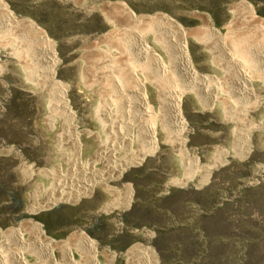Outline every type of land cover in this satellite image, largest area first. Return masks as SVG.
Segmentation results:
<instances>
[{"label": "rangeland", "instance_id": "rangeland-1", "mask_svg": "<svg viewBox=\"0 0 264 264\" xmlns=\"http://www.w3.org/2000/svg\"><path fill=\"white\" fill-rule=\"evenodd\" d=\"M115 1H121L135 16L162 15L177 24L166 20L147 21L142 26L131 23L122 19L125 17L121 14L113 16L109 4ZM244 1L251 5L252 19ZM2 2L13 15L25 18ZM15 8L32 14L28 18L50 38L58 57L53 77L64 85L66 101L62 108L61 91L58 92L61 89L45 75L47 66L35 58L30 61L36 38L24 27L13 31L0 20L1 231L21 229L23 222L36 221L42 225V236L53 244L57 243L50 237L59 241L83 231L102 245L123 251L114 264L133 263L127 256L132 246L145 248L153 264H264V97L239 103L247 106L244 109L257 107L253 117L235 115L221 120L213 114L192 112L208 104L196 95L212 88L218 92L226 88L200 74L208 66L231 64L221 48L222 40L242 66L246 55L262 56L258 47L264 44V31L251 29L243 19L247 17L250 23L258 24L259 16L263 17L259 12L264 13V0H50ZM203 18L212 21L206 25ZM115 23L131 34L116 31L113 35ZM138 34L164 59L173 76L163 75L153 61L141 55L145 46H138ZM180 39L185 40L198 79H190L179 65ZM15 52L21 53L23 59H16ZM111 58L115 63L111 64ZM135 76L146 82L147 100L157 114L156 119L144 116L139 96L133 94L140 87ZM176 90L181 91L179 103L185 131L174 126L169 101L166 102ZM124 99L132 102L127 104ZM219 103L228 106L227 102ZM158 111H164V116ZM149 127L155 130L154 148L149 147L144 136ZM129 131L134 132L136 142L131 146L139 152L136 155L145 154L122 166L114 177L103 178L106 181L100 184L115 187L119 192L111 195L98 186L92 196L79 203L74 201L87 195L98 184L97 180L71 202L36 213L27 211L32 204L33 169L40 166L42 179L38 183L50 193L57 191L58 184L74 188L81 177L89 178L82 175V169L110 173L108 154L115 152L118 158L126 157L120 151V136ZM75 133L77 143L73 140ZM247 145L249 155H242L241 149L237 159L225 158L230 150L235 148L238 153L239 147ZM127 157L134 158L130 154ZM26 166L31 168L30 172ZM57 167L65 174L69 171L68 174L58 175ZM127 180L133 183L136 198L133 214L122 215V220L100 214L106 203L113 204L123 196L120 186ZM114 221L122 223L116 235ZM24 230L31 232L29 227ZM28 257L35 262L32 255Z\"/></svg>", "mask_w": 264, "mask_h": 264}, {"label": "bare ground", "instance_id": "bare-ground-1", "mask_svg": "<svg viewBox=\"0 0 264 264\" xmlns=\"http://www.w3.org/2000/svg\"><path fill=\"white\" fill-rule=\"evenodd\" d=\"M245 3V6L247 7L248 11H249V15H251V19L254 17L253 14L251 13V5L244 1ZM108 4V3H107ZM106 4V5H107ZM104 5V4H103ZM109 8L111 9V13H113V16H117V15H120L122 17H125V18H121L122 19H128L131 23H134V24H142L143 23H148L147 21H154V20H166L168 22H172L173 24H177L175 23L174 21L170 20L169 18L165 17V16H158V15H154V16H135L134 14H132L128 9L127 7L121 2V1H115L113 3H110L109 4ZM106 12V11H105ZM108 12V13H110ZM110 15V14H109ZM108 16V15H107ZM113 17V18H115ZM119 17V16H118ZM117 17V18H118ZM119 17V18H120ZM111 18V17H110ZM116 18V19H117ZM250 18V17H249ZM0 20L6 25V27H8L9 29L11 30H16L17 28H21V27H24L25 29H27V31H29L35 38H36V42L37 44H35V49H33L32 51H34L35 53L32 54L33 57H30V61L35 58L34 60H37V62L39 64H42L44 66H47V71L45 74L47 77L50 78V81L52 82V85L55 86V87H58L60 88L61 90H57L58 92H60V95H61V98L59 100L63 101L64 104H62L63 106H61L62 108L64 107L65 108V97L66 96L64 94V85L63 84H60L59 82H56V80H54V77H53V73H54V67L57 65L58 63V57H57V53L56 51L54 50L53 48V45L51 43V40L50 38L47 36V34L45 33V31L43 29H41L34 21H32L31 19L25 17V18H19L17 17L16 15H13L11 13L10 10H8L7 6L2 2V0H0ZM118 20V19H117ZM258 30H263V27H264V21H261V20H258ZM164 22V21H163ZM113 23V21H112ZM151 23V22H150ZM162 23V22H161ZM111 24V23H110ZM171 24V23H170ZM148 25V24H147ZM131 26V25H130ZM12 27V28H10ZM133 27V26H132ZM136 27V26H135ZM15 28V29H14ZM255 29V30H256ZM133 30V29H132ZM131 30V31H132ZM116 31L120 32L122 31L123 34H126V33H130V30L126 29V28H122V27H118L115 24H113L112 26V29H111V32L113 35H115ZM216 32V31H215ZM263 32V31H262ZM115 33V34H114ZM135 33V32H134ZM183 33V32H181ZM217 33V32H216ZM119 34V33H118ZM13 35V34H12ZM111 35V34H110ZM127 35V34H126ZM124 35V36H126ZM129 35V34H128ZM133 35V34H132ZM139 35V34H138ZM7 36V35H6ZM116 36V35H115ZM136 36V35H135ZM113 37V36H112ZM140 37V38H139ZM139 39L137 40V44L138 46L140 47V45H144L145 46V50H141V55L144 56L145 59L150 60V61H153L154 65H156L159 70L161 71V73L164 75H168L170 77L173 76L171 74V72L169 71V68H167V65L165 63V61H163L164 59L161 58L160 55H158L157 53H155L150 47L147 46L146 44V40L144 39L143 36L139 35ZM182 37V36H181ZM110 39V38H109ZM116 39V38H115ZM118 39V38H117ZM127 39V38H125ZM129 39V38H128ZM134 39V38H133ZM123 40V38H122ZM113 41H117V40H113ZM120 41V40H119ZM118 41V42H119ZM125 41V40H123ZM131 42V41H130ZM141 42V43H140ZM16 43V42H15ZM121 43V42H120ZM18 45V44H17ZM264 45V44H263ZM262 46V45H261ZM19 47V46H18ZM38 47V48H37ZM143 47V46H142ZM141 47V48H142ZM221 48L224 49L223 51H225V54H227V60H230V63L235 66H238V67H241L242 66V62L236 57V55L231 51V49L229 47H226L225 44L223 43V40H222V45H221ZM264 48V47H263ZM143 49V48H142ZM31 50V49H30ZM21 52V51H20ZM140 52V51H139ZM138 52V57L140 56ZM177 52L179 53L180 57L178 59L181 60V63H179V65L181 64L183 66V71L184 73L190 77V79H194V78H197L199 77V75L196 74L195 70L193 69L192 67V64L189 60V56H188V52L185 48V40L183 39H180V43H179V46L177 48ZM17 52H15L14 56L16 57V59L18 60H22L23 57L19 56V54H16ZM24 53V52H23ZM28 53H30L28 51ZM110 54V53H109ZM29 54H27L28 56ZM112 55V54H111ZM115 55V54H114ZM23 56V55H22ZM30 56V55H29ZM110 56V55H109ZM112 58L115 57V56H111ZM118 57V56H117ZM136 57V56H135ZM226 57V56H225ZM108 58V57H107ZM112 58L110 59V61L112 60ZM140 58V57H139ZM143 58V57H142ZM114 59V58H113ZM142 60V59H141ZM110 61L107 63L108 65H110ZM114 61H116V59H114ZM36 62V61H35ZM113 63V61H111ZM117 62V61H116ZM143 63V61H141ZM37 63V64H38ZM140 63V62H139ZM28 64V63H27ZM153 65V64H152ZM39 66V65H38ZM43 66V67H44ZM116 66V65H114ZM244 66V65H243ZM34 67V66H33ZM41 67V66H40ZM233 67V66H232ZM236 67V68H238ZM111 68V65L110 67ZM116 68V67H115ZM29 69V68H28ZM46 69V68H45ZM242 69V68H241ZM31 70V69H29ZM112 72V70H110ZM181 71H182V68H181ZM34 72V71H33ZM32 72V73H33ZM36 74V72H34ZM45 73V72H44ZM35 74L33 77H35ZM38 74V73H37ZM88 74V73H87ZM134 74V73H133ZM29 76V75H28ZM162 76V75H161ZM167 76V77H168ZM45 77V76H44ZM136 77V80L139 82V90L138 89H134L133 90V94L134 92L137 93V96L138 99H140V102L139 104L141 105V108H143V114L144 116H148L153 119H156L157 118V114L155 111L152 110L151 108V105H149L148 103V100H147V94H146V91H145V85L144 83H146L144 81V79H139L137 76ZM202 77V76H201ZM205 77V76H204ZM245 77L246 79H248V77L246 76H243ZM39 79V77H37ZM43 78V76H42ZM48 78V80H49ZM132 78H134L132 76ZM176 79V78H175ZM198 79V78H197ZM37 80V79H36ZM135 80V78L133 79ZM200 80V79H199ZM244 80V79H243ZM127 81V80H126ZM105 82V81H104ZM129 82V81H128ZM39 83V82H38ZM116 83V82H115ZM131 83H133L131 81ZM130 83V84H131ZM174 83V82H173ZM244 83V82H242ZM121 85V83H119ZM137 84V83H136ZM135 84V85H136ZM202 84V83H201ZM246 84V83H245ZM244 84V86H245ZM51 85V86H52ZM101 85V84H100ZM123 85V83H122ZM132 85V84H131ZM130 85V86H131ZM125 86V84H124ZM127 86V85H126ZM100 87V86H99ZM114 87V86H113ZM121 87V86H120ZM129 87V86H128ZM135 87V86H134ZM137 87V85H136ZM241 87V86H240ZM239 87V88H240ZM53 88V87H52ZM118 88V86H117ZM127 88V87H126ZM201 88V87H200ZM246 88V91L248 93H251V88H250V84L248 82L247 86L245 87ZM119 89V88H118ZM122 89V88H121ZM131 89V88H130ZM198 89V88H197ZM56 90V89H55ZM116 90V89H115ZM132 90V89H131ZM193 90V89H192ZM128 91V90H127ZM198 91V90H197ZM239 91V90H238ZM243 91V90H242ZM241 91V92H242ZM245 91V92H246ZM119 94V92H117ZM130 93V92H129ZM206 93V91H205ZM204 93V94H205ZM212 92H210L211 94ZM53 94V93H52ZM167 94V93H166ZM203 94V95H204ZM208 94V93H207ZM122 95V94H121ZM163 95V93H162ZM181 95V91L180 90H176V92L174 93H171V95L169 94L168 95V100L166 102H168L169 104V110H170V116L172 117V121L174 120V126L175 127H179V129H181L182 131H185L186 127L184 125V118L181 114V111H180V103H179V97ZM206 95V94H205ZM212 95V94H211ZM214 95H215V91H214ZM129 96V94H128ZM166 96V95H165ZM163 96V97H165ZM64 97V98H63ZM131 97V96H129ZM159 97V96H158ZM55 98V97H54ZM115 98V97H114ZM133 98V97H132ZM135 98H137L135 96ZM160 98V97H159ZM158 98V99H159ZM162 98V96H161ZM213 98V97H212ZM210 99V98H209ZM125 100V99H124ZM132 100V99H131ZM161 100V99H160ZM215 100V99H213ZM55 101V100H54ZM60 101V102H61ZM126 101V100H125ZM208 101V100H207ZM127 102V101H126ZM132 102V101H131ZM131 102H127V104H130ZM135 102V101H134ZM159 102V101H158ZM161 102H164V101H161ZM159 102V103H161ZM165 102V103H166ZM125 103V102H123ZM137 103V102H136ZM135 103V104H136ZM163 103V104H165ZM122 104V103H121ZM138 104V105H139ZM162 104V105H163ZM123 105V104H122ZM137 105V104H136ZM135 105V106H136ZM137 105V108H140V106L138 107ZM129 105H127V108H128ZM131 106H133L134 108V105L132 104ZM160 106V105H159ZM167 106V104H166ZM114 107V106H113ZM124 108V107H123ZM126 108V107H125ZM165 108V106H164ZM163 109V108H162ZM127 110V109H126ZM132 110V108L128 109V111ZM141 110V109H140ZM138 110V112L140 111ZM159 110V109H158ZM169 110H166L167 112H169ZM160 111H158L159 113ZM162 112V111H161ZM160 112V113H161ZM164 112V111H163ZM162 112V113H163ZM232 112V111H231ZM129 113V112H128ZM165 113V112H164ZM164 113L162 116H164ZM235 113V112H234ZM107 114V112H106ZM140 114V112H139ZM159 116V115H158ZM168 116V114H167ZM135 118V117H134ZM162 119H164V117H161ZM160 118V119H161ZM167 117H165L166 119ZM125 119V117H124ZM171 119V118H170ZM142 120V119H141ZM141 120L139 122H141ZM144 121V120H143ZM136 122V121H134ZM133 122V123H134ZM145 123V122H144ZM167 123V122H166ZM129 124V123H128ZM138 124V123H137ZM132 125V124H131ZM136 125V124H135ZM133 126V125H132ZM131 126V127H132ZM140 126V125H139ZM70 127V126H69ZM130 127V129H132ZM143 128V126H141ZM164 127V126H163ZM137 128V127H135ZM140 128V127H138ZM129 129V130H130ZM147 130V132L145 133L146 135V140H147V143L149 144V147L151 146L152 148H154V142H155V130L153 128H145ZM138 130V129H137ZM142 130V129H141ZM107 131V130H106ZM132 131V130H130ZM129 131V132H130ZM134 131H136V129H134ZM141 132V131H140ZM136 133V132H135ZM181 133V131H180ZM88 134V133H87ZM91 134V133H90ZM76 133H75V137L73 138V140L76 141L77 143V138H76ZM124 135V134H122ZM140 135V134H139ZM143 135V134H142ZM141 136V135H140ZM122 138L121 139V144H123L120 148H117L118 150L120 151H123L124 153H126V157L121 155L120 158H118L117 156H114V153L111 152L110 154H108V156H110V158L107 156V159L104 160L107 161L108 158H109V162L107 161V165L109 163V165H111V168H110V173H107L104 171V170H98V169H95V168H90V169H82V175L83 176H86L88 175L89 178L85 177L84 180H81L79 179L78 183H80L82 181V187H80V184H77V185H74L75 187L74 188H69V187H72V186H66L65 185H56V190H57V193L58 194H55L53 196H50L49 199H46L45 201H43L42 203L40 202V204H36L35 205H30L29 208H27L28 212H33L35 210H37L38 208H41V207H46L47 205L55 202V201H60V200H70L71 198H73L75 195L77 194H80V193H83V192H87L89 189V187H91L93 184L92 182L93 181H97L99 179H103V178H112L114 177L115 175H117L122 166H124L125 164L127 163H133V162H136L143 154L145 153H140V155H136V154H139V152H135L134 151V148H132V142L135 141L134 139V132H130V133H126L125 136H120ZM138 137V135H137ZM143 138V137H142ZM141 138V139H142ZM140 139V138H138ZM137 139V140H138ZM136 142V141H135ZM141 143V142H140ZM143 143V142H142ZM139 144V143H138ZM74 145V144H73ZM143 145V144H142ZM141 145V146H142ZM117 146V145H116ZM145 146V144H144ZM143 146V147H144ZM138 147V146H137ZM148 147V146H147ZM108 148V147H107ZM112 148V147H111ZM145 149V148H144ZM150 151V148H148ZM107 150V149H106ZM117 150V151H118ZM109 151V150H108ZM139 151V150H138ZM146 152V151H145ZM130 154V157H134L133 159H129V157H127V155ZM101 161H103L101 159ZM104 161V162H105ZM105 167V165H103ZM27 167V166H26ZM80 168V167H79ZM31 168L30 167H27V171H31L30 170ZM207 169V168H206ZM209 169V168H208ZM107 170V169H105ZM33 171V170H32ZM78 171V170H77ZM70 174V173H69ZM77 174V172H76ZM78 175V174H77ZM29 176V175H28ZM31 176V175H30ZM81 176V175H80ZM81 180V181H80ZM69 181V180H68ZM76 181V180H75ZM63 182V181H62ZM57 183V182H56ZM59 183V182H58ZM70 183V182H69ZM74 183V182H73ZM180 183V182H179ZM177 184V183H176ZM182 184V183H181ZM35 185V184H34ZM69 185V184H68ZM72 185V184H71ZM127 187V186H126ZM108 188V187H107ZM125 188V187H124ZM63 189H66V191H64ZM111 189V188H109ZM105 190V189H104ZM112 191V190H111ZM125 192V190H123ZM127 191H128V188H127ZM109 192V191H108ZM129 192V191H128ZM112 193H116L114 190L112 191ZM127 193V192H126ZM53 194V193H52ZM110 194V193H109ZM124 195V194H123ZM129 194H127V197H128V200H129ZM113 197V196H112ZM31 200V198H30ZM32 201V200H31ZM33 202V201H32ZM125 204V202H124ZM37 205V206H36ZM119 205V204H118ZM124 206V205H123ZM115 207V206H114ZM107 209V208H106ZM109 209H107L106 211H108ZM30 221V220H29ZM21 229L17 228V229H10V230H7V231H4L2 232L0 230V264H84L85 262H82V258H79V259H76L72 254H71V251L69 249V242H56L57 244H53L51 242H49L47 239L44 238V236H42L43 232H42V229L40 227V225L36 224L35 222H23L21 224ZM26 227H29L31 232L29 233H26V231L24 230ZM28 231V229H27ZM80 235V234H79ZM75 236V235H74ZM76 238V237H75ZM78 239V238H77ZM70 240V239H69ZM76 239H74L73 241H75ZM80 245L82 246V242L85 243L87 250L88 252H92V250L94 249L93 248V242L81 235L80 237ZM72 243V242H71ZM74 243V242H73ZM72 246H75V245H72ZM79 246V247H81ZM77 247V246H76ZM71 248V247H70ZM84 248V246H83ZM77 250V249H75ZM82 249H80L81 251ZM84 251V250H83ZM94 251V250H93ZM87 252V253H88ZM40 253V255H39ZM55 253H58V254H55ZM83 254H85V251L83 252ZM29 255H32V257L34 258L35 262L32 263L30 262V259H29ZM80 256V255H79ZM82 256V255H81ZM84 256V255H83ZM127 256L128 258H131V261L133 263L131 264H153V260L151 259V257L149 256V253L148 251L143 248V247H140V246H136V247H132L130 250H128L127 252ZM92 257H93V254H92ZM31 258V257H30ZM78 258V257H77ZM87 258V257H86ZM91 260L89 261V263H87L88 260H85L86 261V264H97V262L94 260V258H90ZM130 261V262H131Z\"/></svg>", "mask_w": 264, "mask_h": 264}, {"label": "crops", "instance_id": "crops-1", "mask_svg": "<svg viewBox=\"0 0 264 264\" xmlns=\"http://www.w3.org/2000/svg\"><path fill=\"white\" fill-rule=\"evenodd\" d=\"M3 1L7 5L14 7L13 12L15 14H19L20 16L28 18V17H33L32 14L17 10L15 7H20L23 5H33V4L34 5L45 4L46 2H48L50 0H3ZM259 17H261V18H259V20L264 21V15H263V17L262 16H259ZM202 20L204 22H206V23L203 22V24H206V25H209L210 22L212 21V20L210 21L209 19L207 20L205 18H203ZM243 20L251 25V29L252 28L256 29L255 25L257 23H255L254 21H251V23H250L249 19L247 17ZM198 27H200V26H198ZM256 31L263 33L262 31H264V29L263 30H257L256 29ZM263 47H264V45L258 47V48H261L260 49L261 52L260 53L258 52L259 54L262 55L260 57H251V56L246 55V57H245L246 61L244 60V66L238 67V66L233 65V63L230 65L228 64V67H219V66L210 67V66H208V68L204 72H201L200 74H202V76H203V78H205V80H208L210 82L211 81L214 82L216 80L218 82L219 86L222 83L223 86L226 88L222 89L221 92H218L219 90L212 88V89H209L210 91L208 90V94L205 93L206 95H196L198 100H200V98H201V101H206L208 104L206 107L203 106V107H199L198 109H193L192 112L195 114H200V115H203L204 113L210 114V115L213 114L214 116L220 118L221 120L223 118H232L235 115L241 116V117H253L254 112L257 111V109H256L257 107L251 106L248 109H244L247 106L240 105L239 103L252 102V101H256V99H259L260 97H264V94H263L264 92L262 90V88H264V65H263L264 64V48ZM236 67H238V68H236ZM243 76L248 77V79H246ZM225 82H227L228 85L224 84ZM242 82H244V83H242ZM248 82H250L252 94L248 93L246 91L245 87L247 86ZM244 84H245V86H244ZM211 91H212V93H211L212 95L210 94ZM214 91H215V95H214ZM213 99H215V100H213ZM219 102H227L228 103L227 108L224 107V105L222 106ZM219 123H228V121H225V122L219 121ZM245 147L246 146L239 147L240 152H238V153H237V150L235 148L232 151L230 150V152L226 153L225 158L229 157L232 159H237L236 156H238L239 154L241 155V149L244 150L242 155H244V156L249 155L250 154V151H249L250 146L247 145V147L246 148ZM39 169H40V166L37 167L36 169H33L32 174H31L32 179L34 180L32 182V186H31L32 201H33L32 205H35V203L38 205V204H40V202L42 203L46 199H49L50 196H53L54 194H58L57 191H55L52 194L49 192V190H44L43 186L40 185V183H38L42 179V177L39 176V172H41V171H39ZM46 169H48V168H46ZM55 171L57 172L58 175L59 174L61 175L62 173L65 174L64 172H62L61 168H59V167H57L55 169ZM68 172L66 174H68ZM35 177H36V182H37L36 186L34 185L35 184ZM115 180H117V179H115ZM101 181H106V179L98 180V184L95 187H93L87 195L80 196L83 194V193H80V194L75 195L70 200L55 201V202L49 204L50 206L47 205L48 207L46 206L44 208H39V209L35 210L34 212H29V213H36V212L41 211V210H45V209H48L51 207H55L59 203H65L68 201L71 202L72 200H74L78 196H80V197H78L74 201L79 203L82 200V198H88V196L89 197L92 196L94 194V192L96 191V187H98V186L100 188H104L107 192L109 191L108 193H110L111 195H114V193H112L113 190L116 193L119 192V190L117 188L112 187V186L108 187V188L100 186V184H104ZM79 184H80V187H82L81 186L82 181ZM169 184L172 185L173 183H169ZM132 186H133V183L130 180H127L125 183H123L120 186V188L122 190V192L120 194L123 195L122 194L124 192L123 190H125L124 195L119 198V201H117L113 204H110V203L107 204L106 203L103 207L104 211L101 210V211H99V213L100 214H107V215L111 214L114 216H118L119 217L118 219H120V220H122L121 219L122 215L125 217L126 216L128 217L129 215L133 214V210H134L133 207H134V204L136 202V198H135V193H134ZM172 186H174V184ZM109 188H111V189H109ZM127 188H128L129 192L127 191ZM181 188H182V186H181ZM132 193H133V196H132ZM127 194L130 195L129 200H128ZM124 202H125V204H124ZM106 208L109 210L106 211L107 210ZM35 223L38 225H41L39 222L35 221ZM113 224H114V230H115L113 234L116 235L118 230L122 227V223L120 224V222L118 223V221L117 222L114 221ZM41 227H42V225H41ZM79 234L74 233V234L70 235L69 237H67L66 239L59 240V241L69 242V249L71 251V254L73 253L72 255L76 259L83 257L82 262H85L84 264H86L85 260H88L87 263H89V261L91 260L90 258H94V260L97 262V264H114L116 262V260L118 258H121V256H123V254H124L123 251H121V250L113 249V248L109 247L108 245H102L99 240H97L96 238L92 239L90 236H88L83 231ZM81 235H85L92 240L94 251L92 250L91 253L88 252L87 248H85L86 245L84 242H82V246L80 245ZM108 237L112 238L114 236L109 235ZM50 239H52L53 242H59V241H57L51 237H50ZM74 239H76V240L73 241ZM73 242H75V244H73ZM72 245H75V246H72ZM79 246H81V247H79ZM83 246H84V248H83ZM75 249H77V250H75ZM80 249H82V250L80 251ZM83 250L85 251V254H83V252H84ZM55 254H58V253H55ZM92 254H93V257H92Z\"/></svg>", "mask_w": 264, "mask_h": 264}, {"label": "trees", "instance_id": "trees-1", "mask_svg": "<svg viewBox=\"0 0 264 264\" xmlns=\"http://www.w3.org/2000/svg\"><path fill=\"white\" fill-rule=\"evenodd\" d=\"M258 12H259V11H258ZM259 13L264 15V13H262V12H259Z\"/></svg>", "mask_w": 264, "mask_h": 264}]
</instances>
